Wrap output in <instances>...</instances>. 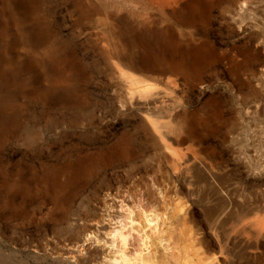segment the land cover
Masks as SVG:
<instances>
[{
	"label": "rangeland",
	"instance_id": "1",
	"mask_svg": "<svg viewBox=\"0 0 264 264\" xmlns=\"http://www.w3.org/2000/svg\"><path fill=\"white\" fill-rule=\"evenodd\" d=\"M263 101L264 0H0V264L138 263L117 251L141 226L161 231L142 251L156 264L171 244L189 264H264V241L243 245L264 217ZM169 123L194 146L183 170ZM120 204L112 242L96 223Z\"/></svg>",
	"mask_w": 264,
	"mask_h": 264
},
{
	"label": "bare ground",
	"instance_id": "2",
	"mask_svg": "<svg viewBox=\"0 0 264 264\" xmlns=\"http://www.w3.org/2000/svg\"><path fill=\"white\" fill-rule=\"evenodd\" d=\"M177 1V0H176ZM157 2V1H156ZM155 2V3H156ZM160 2V1H159ZM164 2V1H163ZM163 2H161V3H163ZM160 3V4H161ZM158 4V3H157ZM166 4V3H165ZM245 5V4H244ZM164 6V5H163ZM251 6V5H250ZM160 7V6H159ZM253 8V7H252ZM254 8H256V7H254ZM243 11V10H242ZM251 12H252V10H251ZM253 12H255V11H253ZM253 15V14H252ZM254 17V16H253ZM182 42V41H181ZM178 44V43H177ZM174 47V46H173ZM222 59V58H221ZM172 63V62H171ZM174 63V62H173ZM178 65H180V64H178V63H174L173 64V66H172V69H173V72H178L180 69H179V67H178ZM177 75L176 76H178V74L179 73H176ZM182 75V74H181ZM169 79V78H168ZM178 79V78H177ZM166 82H170V84H172V85H174V86H178L177 85V80H174V79H171L170 78V81H166ZM182 82V81H181ZM197 82V81H196ZM184 83V82H183ZM183 85V84H182ZM172 88V87H171ZM173 88H175V87H173ZM172 88V89H173ZM182 88V87H181ZM177 89H178V87H177ZM175 90V89H174ZM179 91V90H178ZM176 94H177V92H176ZM149 98V97H148ZM171 99V98H170ZM263 103H264V101H263ZM263 108H264V104H263ZM169 116V115H168ZM173 117V116H172ZM171 119H173V118H170V120ZM149 120V119H148ZM155 120V119H154ZM161 120V119H160ZM154 122V121H153ZM156 122V121H155ZM161 122V121H160ZM171 122V121H170ZM176 122H178L177 120H176ZM158 123H159V121H158ZM174 123V122H173ZM179 123V122H178ZM153 124V123H152ZM154 124H156V123H154ZM157 125V124H156ZM164 125V124H163ZM167 125V124H166ZM169 125V127H170V132L172 133V135L175 137V138H170L169 136H168V134L165 132V131H163L161 128L159 129V127L160 126H158V133H160V138H161V140L163 141L162 143H164V144H166V146L165 147H167L169 150L168 151H171L172 152V154H173V157H174V166L175 167H182V161L184 162V160L187 162L188 160H189V156L190 155H192V154H190V152L191 153H193L194 152V150H193V147L194 146H192V144L190 145V147H188V145H187V147L188 148H186L185 150L183 149V148H180V147H178L177 148V146L179 145V146H181V145H185V144H187V140H185L181 135L182 134H180L179 133V129H177V127H176V125H171L170 123L168 124ZM179 125V124H178ZM180 125H182V122H181V124ZM200 125V124H199ZM161 126H162V124H161ZM197 126V125H196ZM198 127V126H197ZM163 128H165V127H163ZM179 128V127H178ZM193 128V127H192ZM187 129V128H186ZM194 129V128H193ZM263 129V128H262ZM154 130V129H153ZM190 130H191V128H190ZM195 130V129H194ZM184 131V130H183ZM186 131V130H185ZM189 131V130H188ZM153 132H155V131H153ZM181 132V131H180ZM196 132V131H195ZM262 132V131H261ZM182 133V132H181ZM172 135H171V137H172ZM190 135V134H189ZM260 135H263V134H260ZM184 137H186V136H184ZM260 137H262V136H260ZM168 140H167V139ZM189 138V137H188ZM156 139V138H155ZM196 139V138H195ZM194 139V140H195ZM254 140V139H253ZM191 141V140H190ZM196 141V140H195ZM258 141V140H257ZM160 142V141H159ZM253 143V142H252ZM257 143V142H256ZM161 144V143H160ZM196 146V145H195ZM251 146V145H250ZM249 146V147H250ZM248 147V148H249ZM195 149H196V147H195ZM167 150V149H166ZM193 151V152H192ZM246 152V151H245ZM250 154H254V152H256V154H257V158L259 159V161H258V164L256 165V168H257V170L258 169H260L261 171L263 170L264 171V137H262V142H260L259 143V145H257V146H254V148L251 150L250 149ZM197 153V152H196ZM194 154V153H193ZM249 154V153H248ZM196 155V154H195ZM191 157V156H190ZM192 157H193V155H192ZM252 157H253V155H252ZM192 159V158H191ZM198 160H199V158H197ZM201 159H204V158H200V160ZM197 160V161H198ZM207 160V159H206ZM193 161H194V158H193ZM204 161H205V159H204ZM203 160H201L200 162H195V165L197 166V167H200V168H198V169H203V170H206L205 168H207V163H205ZM252 161H254V160H252ZM207 162V161H206ZM210 161H208V163H209ZM172 163V162H171ZM254 166V165H253ZM187 168V167H186ZM255 168V167H254ZM182 169V168H181ZM183 169H184V167H183ZM182 169V170H183ZM208 169H210V168H208ZM179 171V170H178ZM201 171V170H200ZM210 171V170H209ZM260 171V172H261ZM181 172V170L179 171V173ZM183 172V171H182ZM202 172V171H201ZM211 172V171H210ZM198 173H199V171H198ZM206 173V172H205ZM204 173V174H205ZM263 174V173H262ZM199 175H201V173L199 174ZM211 175H212V173H211ZM198 178H199V176H198ZM213 178V177H212ZM201 180V179H200ZM226 187V186H225ZM219 191H220V189H219ZM230 191V192H229ZM229 191H223V189H222V194H223V196H224V198H226L227 199V202L229 201V203L231 204H229L230 206H232L234 209H236V210H238L237 211V213H235V214H237V215H240V214H242V213H245V212H251V214H252V212L253 211H255L256 209H258V203H253L252 201V203L253 204H248V203H250V202H247V204L248 205H246V203H245V205H243V204H239L238 202V197L236 198V197H234L233 196V194L231 193V190H229ZM233 192V191H232ZM234 193V192H233ZM237 193V192H236ZM221 194V193H220ZM238 194V193H237ZM241 195H239V197H240ZM220 197V196H219ZM221 197H222V195H221ZM264 197V196H263ZM114 198V197H113ZM112 198V199H113ZM121 198H119V200H120ZM114 200V199H113ZM116 200V199H115ZM248 200V199H247ZM121 202H122V200H120ZM120 201H118L117 200V202L119 203ZM125 201V200H124ZM155 201V200H154ZM243 201H245V200H243ZM260 201V200H259ZM226 202V203H227ZM112 204L113 203H115V202H111ZM123 203V202H122ZM159 203V202H158ZM225 203V202H224ZM223 203V204H224ZM225 203V205H227ZM115 204H117V203H115ZM145 204V203H144ZM147 204V203H146ZM261 204H262V202H261ZM110 205V204H109ZM121 205V204H120ZM150 205V204H149ZM218 205H219V203H218ZM224 205V206H225ZM108 206V205H107ZM148 206V205H147ZM150 206H152V204L150 205ZM223 206V207H224ZM228 206V205H227ZM260 206V205H259ZM114 208H115V206H113ZM112 207V208H113ZM117 207V206H116ZM128 207V206H127ZM141 207H143V206H141ZM145 207V206H144ZM220 207V206H219ZM232 207H231V209H232ZM260 207H262V205L260 206ZM259 207V208H260ZM264 207V206H263ZM106 208H109V206L108 207H106ZM146 208V207H145ZM144 208V209H145ZM149 208V207H148ZM222 208V207H221ZM226 208V207H225ZM229 208V207H228ZM109 209H111V208H109ZM215 209V208H214ZM233 209V210H234ZM106 210V209H105ZM114 211V215H113V219L112 220H114L115 218V220H117V222L115 223V224H117V226H114V228H112L110 231H108V232H106L105 231V229L106 228H110L111 226L109 225V223H106V222H104V221H102V223H100V222H98V223H96L97 225H98V227L99 228H101L102 230H104L103 231V233L102 234H104V236H106L108 239H113L114 237H116V235H118V234H120V235H122L123 237L124 236H126V235H123L122 234V231H121V233H120V229H118V228H120V225L119 224H121V220H123V219H125L126 218V216L123 218V219H120V218H122L123 217V214H124V212L126 211V207L124 208V205H121V206H119L118 205V207L117 208H115V210L114 209H111V211ZM128 210V209H127ZM146 210V209H145ZM148 210V209H147ZM146 210V211H147ZM153 210V209H152ZM262 210H264V209H262ZM109 211V210H108ZM107 211V212H108ZM113 211H112V213H113ZM129 211V210H128ZM215 211H217V210H213V211H209V216H211V215H214L215 213ZM226 211V210H225ZM130 212H131V210H130ZM144 212V211H143ZM207 212V211H206ZM231 213H233L234 211H230ZM229 212V213H230ZM126 213V212H125ZM175 213V212H174ZM239 213V214H238ZM102 214H103V212H102ZM105 214V213H104ZM107 214V213H106ZM145 214V213H144ZM147 214H148V212H147ZM108 215V214H107ZM125 215H127V214H125ZM131 215V214H130ZM167 215H168V213H167ZM166 215V216H167ZM172 215H173V213H172ZM234 215V214H233ZM233 215H231V217L233 216ZM236 215V216H237ZM249 215V214H248ZM110 216V215H109ZM145 216H146V214H145ZM148 216V215H147ZM171 216V215H170ZM175 216V215H174ZM180 216V215H179ZM104 217H105V215H104ZM111 217V216H110ZM234 217V216H233ZM238 217V216H237ZM107 218V217H106ZM117 218H119V219H117ZM148 218V217H147ZM174 218L175 217H172V219L174 220ZM103 219V218H102ZM127 219H129V218H127ZM131 219V218H130ZM129 219V220H130ZM166 218L164 217V220H165ZM104 220H105V218H104ZM108 220V219H107ZM106 220V221H107ZM119 220V221H118ZM126 220V219H125ZM164 220H163V222H164ZM169 220V219H168ZM176 220H178V219H176ZM124 221V220H123ZM228 221V220H227ZM107 222H110V224L112 223L111 222V220L109 221H107ZM126 222H128V221H126ZM166 222V221H165ZM169 222V221H168ZM226 222V221H225ZM114 223V222H113ZM124 223V224H123ZM172 223V222H171ZM249 224V223H248ZM96 225V226H97ZM122 226L123 225H126L125 224V222H122V224H121ZM121 226V227H122ZM168 226V225H167ZM172 226H174V224L172 225ZM97 227V228H98ZM113 227V226H112ZM248 227V226H247ZM247 227H245L244 229H243V232L244 233H246L247 234V239L245 240V242L243 243V245H244V248L245 249H249V252H251V253H254V254H256L257 253V251L261 248V244L263 243V241H264V217H262V218H260V219H255V221L253 222V223H251V226H249L248 228ZM124 228V227H123ZM122 228V229H123ZM129 229V227H127L126 226V228L125 229ZM141 228V229H140ZM144 228V227H143ZM164 228V227H163ZM166 228V227H165ZM172 228V227H171ZM156 229V228H155ZM154 229V230H155ZM168 229V228H167ZM130 230L132 231V232H130V235L132 234L133 235V237H134V239H135V243L134 244H131V245H133V248H130V245H123L122 247H120L121 249L119 250V251H117V252H122L123 253V255H124V257L127 255V253L128 252H130L131 251V249L132 250H134L135 252H136V255H134L133 253H135V252H133V253H129V254H132V255H134V256H137V260H138V263L137 262H130V263H127V264H156L155 262H156V257L158 256V254H157V251H158V249L160 248V246H161V242H160V246L157 244V243H159L158 241H160L161 240V235H160V237H159V233L161 232H158V234H157V232H154V233H152V235H150L149 233H145L146 231H144L143 229H142V226L141 227H139L138 229H133L132 230V228H130ZM165 230V229H164ZM163 230V231H164ZM155 231H157V229L155 230ZM102 232V231H101ZM164 232H166V231H164ZM174 232V231H173ZM129 235V236H130ZM171 235H173V233L171 234ZM126 237H128V236H126ZM130 237H132V236H130ZM165 237V236H164ZM243 237V236H242ZM105 239V238H104ZM131 238H129V240H130ZM174 239V238H173ZM177 239V238H176ZM107 240V239H106ZM184 240V239H183ZM126 241V240H125ZM133 241V240H132ZM163 241V240H162ZM181 241V240H180ZM195 241H196V239H195ZM199 241V240H198ZM197 241V242H198ZM104 242H107V241H104ZM112 242H115L114 241V239H113V241ZM111 241H108V243L110 244V246H112L113 245V243H112ZM173 242H174V240H173ZM177 242V241H176ZM179 242V241H178ZM242 242V241H241ZM123 243V242H122ZM121 243V244H122ZM127 243V242H126ZM163 243V242H162ZM166 243V242H165ZM108 244V245H109ZM127 244H129V241H128V243ZM169 244V243H168ZM118 245V244H117ZM164 245V243L162 244V246ZM171 245H173L172 247H171V249L170 248H168L170 245H168V247H166V245H165V247H166V249L164 250L163 249V251H162V254L160 255V264H189L188 263V261H187V258H184L182 255H180V253H179V255H178V247L176 246V244H171ZM179 245V244H178ZM110 246H108V247H110ZM115 246V245H114ZM120 246V245H119ZM157 246H159V248H157ZM104 247V246H103ZM107 247V246H106ZM107 247V248H108ZM107 248H106V251H107ZM145 248H147L148 250H149V253L151 252H153L154 254L153 255H155V254H157L156 255V257H155V259L153 260V261H155V262H153L152 261V259H151V257L153 256H151L150 255V258H149V256L148 257H146L147 256V254H145L144 253V255H143V253H142V251H143V249H145ZM163 248V247H162ZM105 249V248H104ZM110 249H111V247H110ZM116 249V248H115ZM118 249V248H117ZM116 249V250H117ZM146 249V250H147ZM180 249V248H179ZM184 249H185V247H184ZM100 250H102L101 248H100ZM113 250V249H112ZM111 250V251H112ZM162 250V249H161ZM105 251V250H104ZM260 251V250H259ZM101 252V251H100ZM114 253H115V251H113ZM112 252V253H113ZM181 252V251H180ZM184 252V251H183ZM103 253H105V252H103ZM110 253V252H109ZM159 253H160V251H159ZM182 253V252H181ZM196 253H198V252H196ZM140 254V255H139ZM120 255H122V254H120ZM122 255V256H123ZM146 255V256H145ZM197 255V254H196ZM139 256V257H138ZM114 257H116V256H114ZM127 257V256H126ZM129 257H132V256H128V258ZM127 258V259H128ZM130 259V258H129ZM184 259V260H183ZM209 259V258H208ZM207 259V260H208ZM113 260V259H112ZM112 260H110L111 262H112ZM114 260H116V258L114 259ZM113 260V261H114ZM131 260V259H130ZM192 260V259H191ZM190 260V261H191ZM203 260V259H202ZM219 260V259H218ZM110 261L108 262V263H110ZM127 260H125V262H126ZM129 261V260H128ZM135 261V260H134ZM210 261V260H209ZM215 261H217V260H215ZM214 261V262H215ZM228 261V260H227ZM107 262V261H106ZM105 262V263H106ZM192 262V261H191ZM114 263H116V261L114 262ZM205 263V261H203V264ZM211 263H213V261L211 262ZM210 263V264H211ZM159 264V263H158ZM200 264V263H199ZM213 264H221V263H213Z\"/></svg>",
	"mask_w": 264,
	"mask_h": 264
}]
</instances>
